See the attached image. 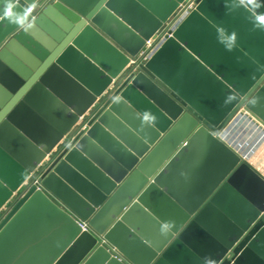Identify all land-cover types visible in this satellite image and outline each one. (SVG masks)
<instances>
[{"label":"water","instance_id":"water-1","mask_svg":"<svg viewBox=\"0 0 264 264\" xmlns=\"http://www.w3.org/2000/svg\"><path fill=\"white\" fill-rule=\"evenodd\" d=\"M189 2L0 0V264H264V177L219 138L264 131V0H198L139 64Z\"/></svg>","mask_w":264,"mask_h":264},{"label":"crops","instance_id":"crops-1","mask_svg":"<svg viewBox=\"0 0 264 264\" xmlns=\"http://www.w3.org/2000/svg\"><path fill=\"white\" fill-rule=\"evenodd\" d=\"M45 3L46 1H44ZM94 106L86 115H90L95 110ZM219 138L242 160L248 162L260 175L264 176V158L261 160L259 157L260 151L264 147V131L260 129L259 125L257 126L250 119L243 121L241 117H236L229 123Z\"/></svg>","mask_w":264,"mask_h":264},{"label":"built area","instance_id":"built-area-1","mask_svg":"<svg viewBox=\"0 0 264 264\" xmlns=\"http://www.w3.org/2000/svg\"><path fill=\"white\" fill-rule=\"evenodd\" d=\"M197 2H198V0H190V2L188 4H183L178 8V10L175 12L174 16L164 25L162 31L157 35V39L156 40H150L145 44L144 49L141 51V53L139 54V56L137 58V61L139 64L145 63L150 58V56L158 49V46L164 40L165 36H171L170 33L174 32L175 27L179 24V22L182 19H184L191 12V10L196 6ZM96 104L94 106L95 110H97L96 108L98 107ZM95 110H93L90 115H86V116H84V118H81L80 127L78 126V128H76V130L70 136L66 137L65 141H63V143H61L59 146H63V144H65L66 141H69L72 136L76 135V132L79 131V129H83V127H85L84 124L87 123V121L90 119V116L93 114V112ZM58 150H59V148H57V150H55V151L57 152ZM50 159L51 158L49 156L47 158V160L44 161L42 167H39L35 171L36 173L34 172L31 175L30 178L32 179L33 175L35 174L32 182H31L32 184H38L39 185V178L43 174L44 165ZM79 224H80V227L82 228V230L88 229V226L85 222H79Z\"/></svg>","mask_w":264,"mask_h":264},{"label":"rangeland","instance_id":"rangeland-1","mask_svg":"<svg viewBox=\"0 0 264 264\" xmlns=\"http://www.w3.org/2000/svg\"><path fill=\"white\" fill-rule=\"evenodd\" d=\"M43 1H46V0H43ZM99 102L100 101H98V103L96 104L97 106H99ZM75 131V130H74ZM73 131V132H74ZM73 132H71L69 135H71ZM51 157V156H50ZM256 157H258V156H256ZM259 157H260V159L261 160H263V158H264V147H263V149L260 151V154H259ZM245 161V160H244ZM36 173V172H35ZM35 175V174H34ZM34 175H33V177H34ZM33 177H32V179L30 178L29 180H28V183H30V182H32V180H33ZM264 177V176H263Z\"/></svg>","mask_w":264,"mask_h":264},{"label":"clouds","instance_id":"clouds-1","mask_svg":"<svg viewBox=\"0 0 264 264\" xmlns=\"http://www.w3.org/2000/svg\"><path fill=\"white\" fill-rule=\"evenodd\" d=\"M176 75H177V76H182L183 73H182V72H177ZM144 120H145V121L149 120V116H148V115H145V116H144ZM163 234H164L165 239H166V238H167L166 227H163Z\"/></svg>","mask_w":264,"mask_h":264},{"label":"snow or ice","instance_id":"snow-or-ice-1","mask_svg":"<svg viewBox=\"0 0 264 264\" xmlns=\"http://www.w3.org/2000/svg\"><path fill=\"white\" fill-rule=\"evenodd\" d=\"M253 2H254V0H248V3H249V4H253ZM254 6H255V5H254ZM259 20H260L261 23H264V15L260 16V17H259ZM134 203H135V202H134ZM130 207H131V206H130Z\"/></svg>","mask_w":264,"mask_h":264}]
</instances>
